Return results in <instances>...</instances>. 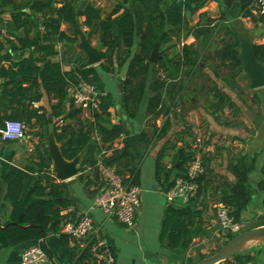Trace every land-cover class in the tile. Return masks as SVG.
I'll return each instance as SVG.
<instances>
[{
    "label": "trees",
    "instance_id": "trees-1",
    "mask_svg": "<svg viewBox=\"0 0 264 264\" xmlns=\"http://www.w3.org/2000/svg\"><path fill=\"white\" fill-rule=\"evenodd\" d=\"M211 1L120 0L102 15L92 3L77 6L71 0H61L57 6L53 0H0V11L8 8L9 12L5 23L0 20V26L6 31V36L0 34V126L4 119H15L24 125L45 127L47 112L42 105H34L40 99L37 90H43L47 97L54 100L49 104V114L54 119L53 135L62 157L67 160L75 155L79 157L78 179H84L85 185H94L97 181L94 165L100 157L105 164L114 166L125 183L138 184V167L144 149L151 139L162 137L170 128L176 117L174 107L186 95L187 83L199 71L201 60L211 59L208 67L215 77H221L216 67L225 68L229 73L227 76L222 74V81L231 90L240 89L241 75L248 81L236 56L238 41L228 17H252L250 8L256 0H220L224 9L217 17L201 12L199 16L203 21L188 27L187 15L194 14ZM78 17H82L81 25L88 33V41L99 37L101 60L96 66H88L85 57L80 54L74 57L72 66L64 70L59 61L52 60L56 54L54 44L77 41L75 25ZM61 23L69 25V34L60 30ZM181 27L186 28L185 35L191 34L195 40L199 39L198 45L205 50H208L215 33L222 31L221 44L212 53L206 51L204 54H200L192 44H182L174 55L166 53L167 47L172 46L168 45L164 51L158 50L160 58L155 63L148 62L153 44L159 40V47L168 42ZM18 31L20 34H17ZM25 51L27 54L23 56ZM252 53L258 62L264 64V44L253 43ZM198 57L201 59L198 60ZM212 63L216 64L215 68ZM122 67L124 72L119 83L124 114L128 118L134 117L145 100L143 114L146 123L160 119V125L153 127L150 134L143 129L129 134L120 123L111 124L107 119L113 99L111 93L104 90L98 70L113 73ZM78 83L93 84L102 91L96 109H88L90 118L81 117V109L73 106L67 98L68 89ZM252 97L256 94L252 93ZM223 108L236 111L229 95L214 86L207 109L216 115ZM56 118V122H61L59 126L56 125ZM182 126L183 132L187 133L188 127L185 124ZM121 133L124 134L121 146L113 147L112 140ZM44 144L34 169L8 171L1 176L6 187L4 197L10 209L8 223L0 228V247L39 239L49 232L58 233L67 250L68 264H97L88 248L79 247L76 240L69 247V237L60 231L64 217L61 210L70 205L65 197L67 183L58 181L50 172V158L46 142ZM141 145L144 146L142 151ZM167 149H172L173 163L169 167L162 162ZM194 152L188 144L175 146L169 140L157 150L153 162L154 179L162 191L172 184L175 177L183 175ZM171 169H175L172 178L169 177ZM229 170L235 181L227 185L222 182L217 186V203L224 205L238 221L241 208L248 199L244 184L247 168L239 158L231 163ZM260 172L257 188L263 191L264 204V164ZM195 180L198 195L206 182L204 172ZM189 201L185 205L168 203L163 210L159 235L171 250L185 249L191 233L198 227V213L186 206ZM233 235L228 233L225 240ZM239 255L237 253L233 258L239 259ZM218 264L232 263L226 259Z\"/></svg>",
    "mask_w": 264,
    "mask_h": 264
},
{
    "label": "crops",
    "instance_id": "crops-1",
    "mask_svg": "<svg viewBox=\"0 0 264 264\" xmlns=\"http://www.w3.org/2000/svg\"><path fill=\"white\" fill-rule=\"evenodd\" d=\"M61 0H53L54 5H59ZM77 6H82L85 3H92L96 5L101 14L105 15L111 10L113 5L120 0H71ZM210 3V2H208ZM205 6L201 7L198 12H205ZM210 5V4H209ZM120 11V10H119ZM252 14V21L259 24L264 23V16H259L254 5L250 8ZM209 16V15H207ZM9 18L8 8L0 11V20L2 23ZM241 18V17H240ZM249 19L248 17H244ZM242 19V18H241ZM82 17L77 18L76 26L79 30L85 32V28L81 25ZM60 30L69 34L71 28L66 23L60 24ZM0 34L6 36V31L0 26ZM17 34H20L18 31ZM97 41V37H93ZM93 38L89 43L93 45ZM78 39V36H77ZM96 43V42H95ZM252 43L264 44V39L256 40ZM56 54L52 60H57L61 63L62 69L68 70L72 66L74 57L82 54L77 50L72 43L56 42L54 44ZM27 54L24 52L23 56ZM96 66V65H93ZM116 71V70H115ZM115 71L113 73H115ZM124 72V68H123ZM102 73V72H101ZM101 73L99 75L101 76ZM113 73H106V78L112 76ZM123 76V75H122ZM113 79L112 86L115 89L110 90L111 81L104 82V90L112 95L113 105L109 108L108 120L111 124L120 123L124 131L129 134L137 133L143 129L150 134L153 127L160 125V119L151 120L148 124L145 121L143 114L144 102L140 104L138 112L134 117L128 118L125 116L122 105L118 101L117 83L122 79ZM107 85V86H106ZM241 92V84H239ZM249 87V86H248ZM72 88V87H71ZM67 98H69V91ZM230 89V88H229ZM250 99H234L231 93L228 94L233 104L234 109L223 108L222 111L216 115L220 116L224 112H229L233 115V121L228 119L212 122L211 125L197 129L204 134L202 146L200 149L203 160V171L205 176L204 187L200 190L195 198H191L188 205L193 210L197 211L198 227L191 233L190 241L185 249L171 250L166 247L165 241L160 238V222L164 208L168 204L162 195V189L154 179L153 162L157 150L167 140L173 142L175 146L187 145L191 147L194 129V123L197 119L208 122L202 110L197 108L192 110L197 105L192 99L189 105L188 97H182L184 110L181 108V113L176 108V117L172 120L170 128L166 134L160 138L151 139L147 147L144 149L143 157L139 162L137 180L141 187L142 198L141 204L136 212V220L134 228H125L120 224L106 218L98 209L90 208V199L92 193L99 184L97 181L93 184L85 185V180H80L77 175L64 180L67 183V190L65 197L70 202V205L61 210V214L77 217L83 212H88L94 224L100 229L103 238L108 243L110 249L113 251V264H193L200 257H206L202 249L195 251L192 249L193 244H198L200 241L206 242L209 237L219 236L223 233L217 225L214 217V205L218 200V185L220 183L230 184L235 181L233 174L229 170L231 163L236 159L242 158L245 167L247 168L245 189L248 192V199L241 208L239 219L247 216L249 212L257 213L256 216H264V204L262 203L263 191L257 188V183L261 179V167L264 164V95L258 89H251ZM40 93V99L34 105H42L49 114V104L54 100L47 97L43 90H37ZM252 93L256 97H252ZM70 100V98H69ZM64 104L67 106L68 101ZM71 102V100H70ZM244 102V103H243ZM72 104V103H71ZM73 105V104H72ZM83 118H90L88 110H82L80 113ZM215 115V114H213ZM204 117L206 120H204ZM58 118L55 119V122ZM54 119L52 118V122ZM217 122V123H216ZM32 123V122H31ZM188 127V132H183V126ZM25 132L19 139L16 140H1L0 139V228L8 223V214L10 205L5 199V184L1 179L3 173L8 171H23L27 169H34L38 162V154L41 153L42 148L46 142V125L45 127L39 124L24 125ZM45 129V139H44ZM41 134V135H40ZM124 134L121 133L112 140L113 147H120L121 140ZM94 138H96L94 136ZM182 142V143H181ZM144 146H140V150ZM142 151V150H141ZM109 152H106V155ZM79 162V160H78ZM162 162L169 167L172 163V149H167ZM175 169H171L170 176L173 177ZM35 175V173H33ZM78 174V173H77ZM57 179V178H56ZM58 180V179H57ZM60 181V180H58ZM30 182V181H29ZM217 188V190H216ZM177 203L178 202H173ZM181 204V203H180ZM185 205V204H184ZM263 225V224H262ZM225 236V235H224ZM224 242L225 237L221 239ZM42 244L46 259L40 264H68L67 250L63 245L58 233H47L39 239H29L20 243H15L9 246L0 247V264H19L20 252L33 244ZM221 242V243H222ZM73 240H67V245H73ZM220 243V244H221ZM219 244V245H220ZM218 245V246H219ZM195 255V260H191V256ZM239 259H229L232 264H264V242L257 245H252L239 255ZM240 260V263L238 262Z\"/></svg>",
    "mask_w": 264,
    "mask_h": 264
},
{
    "label": "built area",
    "instance_id": "built-area-1",
    "mask_svg": "<svg viewBox=\"0 0 264 264\" xmlns=\"http://www.w3.org/2000/svg\"><path fill=\"white\" fill-rule=\"evenodd\" d=\"M253 5L257 14L264 16V0H256ZM101 95L102 91L93 84L78 83L70 89L68 96L73 106L88 110L96 109ZM56 123L57 126L61 124L59 120ZM24 132V124L21 121L4 119L0 126V139L16 140L22 137ZM203 137L202 132L194 131L190 147L195 150L194 156L186 164L183 175L175 177L172 184L162 192L167 203L185 204L196 194L198 185L195 179L203 171L200 154ZM94 167L99 184L91 195L90 208L98 209L106 218L112 219L126 228H132L140 203L138 184L125 183L114 166L105 164L100 157H97ZM66 209V212L72 210L69 207ZM214 217L218 228L225 236L239 230L238 222L224 205L220 203L214 205ZM60 231L66 234L69 239L76 240L79 247L88 248L97 264H113V251L88 212H83L77 217L70 215L63 217ZM45 259V251L39 242L20 252L19 264H40Z\"/></svg>",
    "mask_w": 264,
    "mask_h": 264
},
{
    "label": "rangeland",
    "instance_id": "rangeland-1",
    "mask_svg": "<svg viewBox=\"0 0 264 264\" xmlns=\"http://www.w3.org/2000/svg\"><path fill=\"white\" fill-rule=\"evenodd\" d=\"M208 5L206 6V10H205V15H209L210 17H217L219 15V13L224 9V7L221 5L220 0H213L210 3H207ZM210 4V5H209ZM201 12L198 13H194L190 16L187 15L188 17V27H192L194 25H197L199 22L203 21V18L199 16ZM236 14V13H233ZM228 21L232 27V29L236 30V31H245L249 34L250 36V40L251 42H255L256 40H260L261 38L264 39V23L259 22V24L254 23V21H252L251 18L247 19V18H240V17H235V16H229L228 17ZM186 32V28L181 27V30L178 31V33H176V36H172L168 42H165L164 44H162L161 46L158 47V50H162L164 51V49L166 48V46L168 45H172L167 47L166 49V53L168 55H174L176 54L180 48L182 47V44H192L193 47L195 49H197L199 51L200 54H204L206 51H209L210 53H212L214 51V49H217L220 44H221V33L222 31H217V33H215V35L211 38L210 43H209V48L208 50H205L204 47H201L199 44V39L195 40L194 37L189 34V35H185ZM96 42V39L93 38V44ZM160 58V56H159ZM201 59L198 57V60ZM158 60V59H157ZM209 61L211 62V59L208 58L206 60H201L199 63V71L195 72L194 75L190 78L189 82L187 83V89H186V95H183V97H188L189 102L192 101V99H194L195 103L197 105H195V107L192 109L194 110L195 108H197L198 111L202 110L205 117L209 120L208 122L206 121H201L200 119H197V122L194 123V129L192 130L197 131V129H201L203 127H207L209 125L212 124V122L217 121V118L219 120H225L229 118V121H233V115L230 114L229 112H224L223 114H221L220 116L218 115H213L211 113V111L209 112V110L207 109V104L209 103V101L211 100V93L212 90L214 88V86H216L217 88L221 89L222 91L230 94L231 93V97H233L234 99H242L243 100H249L250 99V94L251 91L249 89V85H248V81H246V79L244 78L243 75H241V80L239 81L238 84H241V92L239 93L237 90H231L229 89V87L222 81V74L224 76L228 75V71L223 68L222 66H218L216 67V71L220 74V78L219 77H215L212 73L210 68L208 67V65L210 64ZM214 68L216 66L215 63L211 64ZM99 73H101V76L99 75L101 82L103 84V88H104V82L107 81H111L110 84V90L112 89L113 92L115 93V89L112 86V81L113 79H118V77L123 75V67L121 69H116L115 73L112 74L111 77H109V79L106 78V73L98 70ZM248 85V86H247ZM107 86V85H106ZM244 103V102H243ZM176 108H182L184 110V106H183V101L179 102L176 104V106L174 107ZM187 108H190V103L187 106ZM204 117V120H206ZM217 123V122H216ZM139 186V190H140V199L142 198V192H141V187ZM141 204V202H140ZM255 214L257 213H251L249 212L247 214V216L243 217L242 219H238V224H239V230L236 232H241L244 231L246 229L252 228V227H256V226H260V225H264V216H256ZM136 215L134 217V223H133V227L135 225V219ZM113 221V220H112ZM115 222V221H114ZM117 223V222H116ZM122 226V225H121ZM124 227V226H123ZM126 228V227H125ZM130 228V229H132ZM127 229V228H126ZM233 233V234H236ZM225 234L224 233H220L219 236H212L209 237L208 241L206 242H202L200 241L198 244H193L192 249L195 251V255L198 252V250L202 249L203 254L208 256L210 254H212L220 245V243L222 242V238H224ZM249 244L246 246V248L239 252L240 254L243 253L244 251H246L247 249H249L250 246L252 245H257L260 242L256 243V240H252L250 242H248ZM219 245V246H218ZM195 255L191 256V260H195ZM234 256V255H233ZM233 256H231L228 259H232Z\"/></svg>",
    "mask_w": 264,
    "mask_h": 264
},
{
    "label": "water",
    "instance_id": "water-1",
    "mask_svg": "<svg viewBox=\"0 0 264 264\" xmlns=\"http://www.w3.org/2000/svg\"><path fill=\"white\" fill-rule=\"evenodd\" d=\"M33 2L36 0H32ZM78 39L74 44L85 57V63L88 66L97 65L101 60L100 55V40L99 37L93 45L87 40L88 33L79 30L75 27ZM234 30V29H233ZM236 39L238 41L237 58L240 61L241 68L248 79V85L251 89H258L264 95V64L258 62L252 53V42L250 36L245 31H236ZM157 40L149 53L148 62L155 63L159 59ZM118 101L121 104L123 93L120 83H117ZM46 150L50 158V172L60 181L67 180L78 173V155L71 159L62 157L59 146L55 142L53 135V122L50 115L46 120ZM57 202L60 199H53ZM256 240L264 242V225L252 227L244 231L234 234L231 238L225 240L212 254L197 260L193 264H218L231 256L243 251L248 242Z\"/></svg>",
    "mask_w": 264,
    "mask_h": 264
}]
</instances>
